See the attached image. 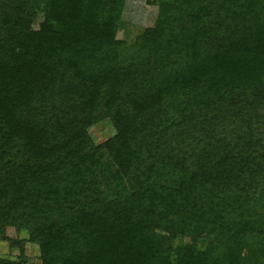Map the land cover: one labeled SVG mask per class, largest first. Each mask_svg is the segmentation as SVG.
<instances>
[{
  "label": "trees",
  "instance_id": "obj_1",
  "mask_svg": "<svg viewBox=\"0 0 264 264\" xmlns=\"http://www.w3.org/2000/svg\"><path fill=\"white\" fill-rule=\"evenodd\" d=\"M148 3L0 0V264H264V0Z\"/></svg>",
  "mask_w": 264,
  "mask_h": 264
},
{
  "label": "rangeland",
  "instance_id": "obj_2",
  "mask_svg": "<svg viewBox=\"0 0 264 264\" xmlns=\"http://www.w3.org/2000/svg\"><path fill=\"white\" fill-rule=\"evenodd\" d=\"M158 18V8L151 6L148 0H126V7L123 15V22L119 39L128 43H133L138 35L143 31L152 27ZM92 139L96 144L106 142L115 135L113 128L108 122H101L89 130ZM9 236L16 237L15 232L9 231ZM26 233L21 238H26ZM249 247L245 249L248 251ZM26 257L30 264H40V250L38 246L27 244ZM19 249L12 248L9 242L0 241V256L10 259L17 258Z\"/></svg>",
  "mask_w": 264,
  "mask_h": 264
}]
</instances>
